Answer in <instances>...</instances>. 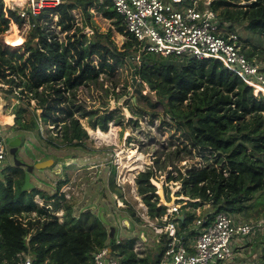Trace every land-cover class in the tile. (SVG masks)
Instances as JSON below:
<instances>
[{"label":"trees","instance_id":"16d2710c","mask_svg":"<svg viewBox=\"0 0 264 264\" xmlns=\"http://www.w3.org/2000/svg\"><path fill=\"white\" fill-rule=\"evenodd\" d=\"M198 7H202L201 2ZM210 8L217 13L222 32L238 35L246 30L264 38V0H212ZM91 9L111 20L114 30L125 37L121 47L112 39L111 30L97 29ZM74 10L82 15L81 25ZM28 20L30 29L22 46H9L21 42L18 36L5 33L9 22L22 26L25 20L15 11L6 10L0 0V84L7 86L2 89L5 98L15 99L11 128L26 133L37 131L39 139L45 140L44 147L81 148L88 135L76 113L88 117L91 129L103 132L110 122L120 123L122 115L119 108L101 113L87 110L76 102L75 91L100 74H112L128 63L137 86L136 103L143 100L150 107L143 112L155 118L161 111L169 119L162 122L174 126L184 138L187 153L194 151L207 161L203 166L189 165L184 171L175 169L176 176L168 172V181L179 183L175 196L182 197L177 200L181 206L173 217L180 228L178 233L191 238L220 211L236 218L254 205H263L264 214V101L219 61L140 53L137 41L126 32L123 18L108 0H61ZM85 28L92 30L91 35L84 32ZM242 50L249 60L264 59L262 47ZM145 88L153 93L155 101L150 93L143 92ZM31 101L35 108L28 120ZM38 119L59 127V133L44 138ZM41 152L43 160L50 157L45 150ZM19 169V173L16 170L0 175V264H16L24 256L33 264H91L94 253L103 247L117 256L118 264L158 263L167 244L166 235L159 236L154 254L140 257L134 251L136 238L118 241L115 236L109 237L99 214H74L73 203L60 193L69 182L66 175L56 182L52 194L36 187L22 192L24 170ZM153 176V169L148 167L135 177L137 194L150 220L160 219L166 212L151 184ZM109 189L122 198L113 166ZM35 196L41 197L44 204L39 206ZM204 206L209 211L196 214ZM59 210L61 221L56 215ZM125 211L132 223L142 222L131 206ZM180 215L182 219H178ZM199 218L204 222L196 226L194 222ZM245 243L260 249L249 264H264V225L237 239L232 259L224 264H242L237 253Z\"/></svg>","mask_w":264,"mask_h":264},{"label":"rangeland","instance_id":"374dc122","mask_svg":"<svg viewBox=\"0 0 264 264\" xmlns=\"http://www.w3.org/2000/svg\"><path fill=\"white\" fill-rule=\"evenodd\" d=\"M2 1L5 9L15 11L16 15L27 8L26 0L20 4L9 0ZM188 5L189 3L184 1L180 6L186 7ZM91 12L97 29L100 32L111 30L112 39L118 47H121L125 37L114 30L111 20L103 18L95 9H91ZM73 13L78 25H81L82 15L78 10H74ZM29 29V20H25L22 26L10 21L6 32L18 36L21 38V42L16 46H9H22ZM84 32L89 36L92 30L85 28ZM4 34L1 36L3 41ZM58 36L60 39L63 38V34L59 33ZM238 37L241 38L242 49L244 47L245 50H249L252 46L264 48V38L258 33L240 30ZM36 43L37 40H34L33 44ZM253 59L262 68L264 67V59H258L257 57H253ZM132 74L133 67L128 63H124L118 66L112 74L102 73L96 80L91 81L86 86H80L75 91L76 102L82 103L87 110L101 113L105 109L114 110L119 108V113L122 115L121 122L118 124L110 122L108 125V131L111 126L114 127L112 139H105L92 132L93 129L88 126V117L82 118L79 113H76L75 116L85 129L88 138L81 148L62 147L60 150L44 147L45 140L39 139L37 131L26 133L11 128L14 125V116L11 115V110L15 99L5 98L6 93L2 89H6L7 86L0 84V124L3 125L4 121H6V124L10 123L7 130H2L0 127V139L3 140L7 149L5 162L0 168V175H10L16 170L19 173L21 167L14 166V161L8 154L10 138L19 134L18 136H22V145L18 148V154H16L19 161L31 165L42 159L43 154L41 151L43 150L50 156L48 159L53 160V163L45 169L32 172L30 178L34 187L52 194L56 182L66 175L69 182L60 189V193H63L66 199L73 203L74 214L78 215L79 211L84 212L88 208H92L88 213L94 215L102 213L107 222V228L109 229L111 226L114 228L112 237L115 236L121 242L125 239L136 238L134 251L138 256L145 257L155 253L160 235L149 226L150 219L140 216L141 223H132L127 216L128 213L125 211L127 206L135 209L137 215L142 213L141 206L143 203L141 197L137 194L135 177L139 172L151 167L154 171L151 184L155 187L159 203L167 208L176 207L179 209L181 204L177 200L182 197L175 196V192L179 189V183L168 181V172L176 176L175 169L184 171L189 165L203 166L207 161L204 156L197 155L194 151L187 153L184 148V138L181 137L174 126L162 122L169 121V119L161 111L155 118L143 112L144 110H150V107L143 100H139L138 104L136 103L135 91L137 86L133 82ZM143 92L150 93L151 99L155 101L153 93L149 92L148 88H145ZM34 108L35 102L31 101L30 112L26 114L28 120ZM116 119H118L117 115ZM38 122L41 121L38 119ZM38 129H40V133L44 138L50 134L55 136V133H59V127L47 123H40ZM48 129L50 131H47ZM207 159L211 160L209 156H207ZM112 166L115 168V185L120 189L122 198L113 194L109 189ZM159 190L160 192H158ZM34 200L39 206L44 204L43 199L39 196H35ZM262 200H264V196ZM206 211H209L208 206L197 209L196 214ZM56 215L61 221L62 210H59ZM262 215H264L263 205H254L250 211L241 213L236 218L253 222ZM253 246V244L245 243L240 248L237 255L241 258L240 261H243L242 264H249L252 255L257 258L260 254V249H254ZM111 257L117 259V256L113 253H111Z\"/></svg>","mask_w":264,"mask_h":264},{"label":"built area","instance_id":"2783aa9c","mask_svg":"<svg viewBox=\"0 0 264 264\" xmlns=\"http://www.w3.org/2000/svg\"><path fill=\"white\" fill-rule=\"evenodd\" d=\"M123 18L125 30L138 43L139 52L193 58L213 59L248 85L255 96L264 101V72L255 60H249L242 50L236 33H224L218 25L217 13L210 8L212 0H108ZM27 8L17 15L24 20L35 19L44 9L54 7L61 0H26ZM201 2L202 7L199 8ZM7 149L0 139V168ZM139 216L149 219L146 207ZM176 207H166L160 219L149 220V226L159 235H166L167 244L157 264H224L232 259L237 239L250 235L264 225V217L246 222L217 212L211 223L191 238L179 234L173 218ZM203 219H197L196 226ZM16 264H33L29 257H21ZM91 264H118L107 247L97 250Z\"/></svg>","mask_w":264,"mask_h":264},{"label":"water","instance_id":"95a60500","mask_svg":"<svg viewBox=\"0 0 264 264\" xmlns=\"http://www.w3.org/2000/svg\"><path fill=\"white\" fill-rule=\"evenodd\" d=\"M41 112V110L37 111V114H39ZM0 127L2 130H7L9 129L10 125H2L0 124ZM22 145V137L20 136H16L14 138H12L9 142H8V154L12 157L13 161H14V166L16 167H21L24 168V178H23V185L21 187V191L25 192V191H30L34 186L31 183V174L34 170H42L45 169L46 167H48V165H51L53 163V160L51 159H44L41 161H38L36 163H33L31 165H27L22 161H19L16 158V153L18 151V148ZM92 208H88L84 210V213H88ZM100 219L103 221V223H107L102 215V213L99 214ZM183 217L180 215L178 216V219H182ZM114 228L111 226L109 228V237H112ZM109 252H111V250L109 249Z\"/></svg>","mask_w":264,"mask_h":264},{"label":"bare ground","instance_id":"6f19581e","mask_svg":"<svg viewBox=\"0 0 264 264\" xmlns=\"http://www.w3.org/2000/svg\"><path fill=\"white\" fill-rule=\"evenodd\" d=\"M9 1H11V2H13V3H18V4H20V3H22L24 0H9ZM6 33H10V32H6ZM21 39V38H20ZM91 130V129H90ZM92 132H94L95 134H98V135H100L101 137H103V138H105V139H112V135H114V127L113 126H111V128H110V130L108 131H106V132H103V131H101V130H99V129H95V130H93ZM159 187V186H158ZM160 188V187H159ZM158 192H160V190L158 191Z\"/></svg>","mask_w":264,"mask_h":264},{"label":"flooded vegetation","instance_id":"af4514ba","mask_svg":"<svg viewBox=\"0 0 264 264\" xmlns=\"http://www.w3.org/2000/svg\"><path fill=\"white\" fill-rule=\"evenodd\" d=\"M16 136H18V135H13V136L10 138V140H11L12 138L16 137ZM16 154H18V151H17Z\"/></svg>","mask_w":264,"mask_h":264},{"label":"crops","instance_id":"0c3cea01","mask_svg":"<svg viewBox=\"0 0 264 264\" xmlns=\"http://www.w3.org/2000/svg\"><path fill=\"white\" fill-rule=\"evenodd\" d=\"M12 117H13V116H12ZM5 118H6V117H5ZM5 122H6V121H4V123H3L4 125H9V124H10V123H7V124H6ZM12 124H13V123H12ZM198 214H199V213H198Z\"/></svg>","mask_w":264,"mask_h":264}]
</instances>
